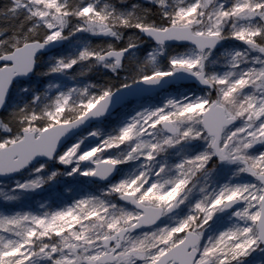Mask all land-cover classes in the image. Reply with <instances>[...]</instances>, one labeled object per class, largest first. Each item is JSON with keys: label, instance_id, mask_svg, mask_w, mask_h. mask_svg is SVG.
<instances>
[{"label": "snow or ice", "instance_id": "snow-or-ice-1", "mask_svg": "<svg viewBox=\"0 0 264 264\" xmlns=\"http://www.w3.org/2000/svg\"><path fill=\"white\" fill-rule=\"evenodd\" d=\"M0 264H264V0H0Z\"/></svg>", "mask_w": 264, "mask_h": 264}]
</instances>
